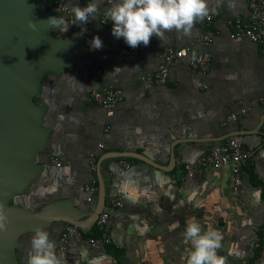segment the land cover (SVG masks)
<instances>
[{"label": "crops", "instance_id": "1", "mask_svg": "<svg viewBox=\"0 0 264 264\" xmlns=\"http://www.w3.org/2000/svg\"><path fill=\"white\" fill-rule=\"evenodd\" d=\"M65 1L72 7L91 2ZM207 3L212 27L219 31L209 47V70L192 72L188 61L202 51L194 43L171 67L166 84L156 85L142 76L157 67L161 49L190 45L203 31L201 23L189 35L166 32L163 41L153 36L145 56L135 62L126 55L124 39L113 36L112 23L68 25L62 32L58 25L67 22L65 16L50 14L49 0L42 2L54 20L50 35L61 48L70 49L63 61L37 55L28 63L27 82L37 108L28 125L40 135L39 144L25 157L34 174L22 190L7 196L6 209L37 215L13 238L18 264H26L35 229L47 231L56 243L68 223L63 215L84 223L82 229L88 232L100 204L110 214L112 242L105 251L71 242L62 264H186L190 245L184 232L193 219L202 231L222 234L218 254L227 264H264V56L249 41L228 38V21L247 14L245 0ZM109 6L103 0L97 16ZM94 36L102 48L90 47ZM94 63L102 67L101 84L124 92L111 117L89 96L88 72ZM241 105L249 108L247 114L223 124ZM227 137L237 138L251 152L237 194L232 193L227 167L183 179L185 163ZM91 152L97 153L98 190L88 204L84 186L93 177L88 169ZM50 154H62L66 164L49 165ZM120 160L129 168L122 170ZM117 195L123 202L120 208L111 204Z\"/></svg>", "mask_w": 264, "mask_h": 264}, {"label": "built area", "instance_id": "2", "mask_svg": "<svg viewBox=\"0 0 264 264\" xmlns=\"http://www.w3.org/2000/svg\"><path fill=\"white\" fill-rule=\"evenodd\" d=\"M245 1L247 14H237L228 21V38L234 42L247 40L251 44L256 45L259 53L264 56V0ZM48 5L51 11L65 16L68 24L73 28H91L95 24L102 26L111 24L110 21L106 22L104 15L95 16L94 18L90 17L89 23L85 25L73 23L72 6L67 4L65 0H49ZM212 21L213 16L210 13L205 18L198 20V23H201L203 27V31L190 45L184 47L164 46L159 54L160 61L157 67L153 71L144 74L142 79L156 85H165L171 67L188 55L191 45L194 43L199 44L202 47V51L195 53L189 59L188 64L192 72L206 73L210 68L212 56L209 47L219 35V31L212 27ZM125 50L127 57L135 62L141 60L146 54V46L142 44L136 48H132L126 44ZM101 76L102 67L97 63L92 64L88 72V80L92 84L89 90V96L93 102L105 111L106 116L111 117L114 115L117 104L122 100L124 92L122 88L116 85L101 84L99 82ZM248 109V107L239 106L238 110L230 112L226 116L223 124H230L240 116H245ZM97 147L98 149H103L104 145L99 143ZM250 156L251 152L243 149L237 138L227 137L219 142L213 143L195 160L185 163L183 179L190 178L195 174H203L210 170L227 167L231 173L232 193L237 194L243 183V167ZM47 161L49 165L57 168L63 167L66 164L62 154H50ZM119 166L122 170H126L130 165L126 160H120ZM88 169L93 174V177L84 186V201L91 204L98 190L97 178L94 175L97 170L96 152H91L88 156ZM111 204L116 208L122 207L123 202L121 196L117 195L111 200ZM110 224V214L108 211H101L95 220V227L98 231V235L96 236L89 235L87 231H83L76 224L67 223L61 230L55 243L57 256L61 261L64 260L71 242H77L85 249L105 251L107 245L112 242L109 231Z\"/></svg>", "mask_w": 264, "mask_h": 264}, {"label": "water", "instance_id": "3", "mask_svg": "<svg viewBox=\"0 0 264 264\" xmlns=\"http://www.w3.org/2000/svg\"><path fill=\"white\" fill-rule=\"evenodd\" d=\"M43 1L0 0V209L8 216L7 230L0 231V264H18L13 238L24 222L37 215L6 209L7 196L22 190L34 174L25 157L28 150L39 144L40 135L28 125L29 116L37 110L27 82L28 63L37 55L63 61L70 49L61 48L50 35L49 27L54 20L43 7ZM101 184L99 180L100 188ZM101 210L102 204L92 221ZM61 218L85 227L75 219L63 215Z\"/></svg>", "mask_w": 264, "mask_h": 264}, {"label": "clouds", "instance_id": "4", "mask_svg": "<svg viewBox=\"0 0 264 264\" xmlns=\"http://www.w3.org/2000/svg\"><path fill=\"white\" fill-rule=\"evenodd\" d=\"M102 2L91 0L83 7L73 6V23H89L90 17L99 14ZM107 3L110 6L105 9L104 16L106 22L112 23L113 36L122 37L132 48L141 44L148 46L153 36L163 41L166 32L176 31L189 35L196 22L205 18L209 12L207 0H107ZM68 25L65 20H61L58 27L63 32ZM90 47L100 49L103 43L98 36H94ZM7 225L8 216L0 209V231H6ZM222 239L219 231H202L196 220L189 221L184 232L185 243L190 245L186 264H227L226 257L218 254ZM26 264H62L56 254L55 243L47 231L40 228L34 230Z\"/></svg>", "mask_w": 264, "mask_h": 264}, {"label": "trees", "instance_id": "5", "mask_svg": "<svg viewBox=\"0 0 264 264\" xmlns=\"http://www.w3.org/2000/svg\"><path fill=\"white\" fill-rule=\"evenodd\" d=\"M48 11H49V13L52 14V15H58V14H55L53 11H51L50 8H48ZM15 201H16V200H14L13 203H15ZM18 202H19V201H18ZM91 228H92V229H91L90 231H88L87 233H88L89 235H93V236L98 235V231H97L96 227H95V226H92Z\"/></svg>", "mask_w": 264, "mask_h": 264}]
</instances>
